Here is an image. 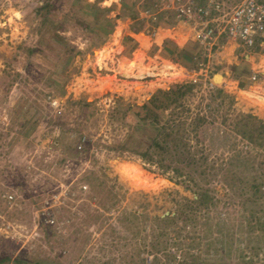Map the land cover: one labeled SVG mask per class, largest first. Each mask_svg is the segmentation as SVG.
I'll return each instance as SVG.
<instances>
[{"label":"rangeland","instance_id":"rangeland-1","mask_svg":"<svg viewBox=\"0 0 264 264\" xmlns=\"http://www.w3.org/2000/svg\"><path fill=\"white\" fill-rule=\"evenodd\" d=\"M178 10L0 0V264H264V56L204 47ZM189 84L213 124L186 189L108 147L138 129L127 105Z\"/></svg>","mask_w":264,"mask_h":264},{"label":"trees","instance_id":"trees-1","mask_svg":"<svg viewBox=\"0 0 264 264\" xmlns=\"http://www.w3.org/2000/svg\"><path fill=\"white\" fill-rule=\"evenodd\" d=\"M82 27L89 26L84 23ZM194 87V84L174 86L167 91L160 90L152 93L148 102L142 107L127 105V108H124L126 109L124 118H126V122L128 121L138 129L130 127L133 130V136L128 138V143L124 146H109L108 148H117L120 157L136 156L149 161L152 165L160 162L156 166L155 173L162 171L163 173L160 175L169 177L177 185L186 189L189 186L186 185L183 177H192L189 175L198 174L204 180L206 172L200 170L199 164L202 157L200 158L199 155L204 156L201 143L206 141V136L213 124L211 115H208L213 110L203 113L189 108L190 100L186 96L188 92L194 90ZM210 96L215 97L212 92ZM217 96L222 97L221 93H218ZM117 105L120 106L121 103L118 102ZM121 110L123 108L118 107L114 114H119ZM259 126L262 131L257 132L262 135L264 124ZM140 131L148 133L147 136L144 134L145 145L141 142L144 139H142ZM246 131L245 133H248ZM151 134L153 137L149 136ZM251 139L255 141L253 138ZM143 148V151H139ZM148 171L154 173L153 170L148 169Z\"/></svg>","mask_w":264,"mask_h":264},{"label":"built area","instance_id":"built-area-1","mask_svg":"<svg viewBox=\"0 0 264 264\" xmlns=\"http://www.w3.org/2000/svg\"><path fill=\"white\" fill-rule=\"evenodd\" d=\"M177 5L183 18L198 25L197 41L204 47L214 48L224 35L244 49L264 50V0H184L181 5L177 0Z\"/></svg>","mask_w":264,"mask_h":264},{"label":"crops","instance_id":"crops-1","mask_svg":"<svg viewBox=\"0 0 264 264\" xmlns=\"http://www.w3.org/2000/svg\"><path fill=\"white\" fill-rule=\"evenodd\" d=\"M189 23V22H188ZM182 26L184 27L185 25L184 24H182ZM198 42V41H197ZM229 42L231 43V44H234L235 46H237V47H240V48H238V49H240V51L241 50H243V54H240V56H242L243 55V57H244V59L248 62L249 60H250V62H252V63H254L255 62V59H256V62H259L260 61V59L261 58H258V57H262V56H264V55H260L259 54V50L258 49H254V50H249V49H244L240 44H239V42H234V41H232L231 39L229 40ZM199 43V42H198ZM233 45V46H234ZM236 48V47H235ZM227 50H230V49H228V47H225L220 53H218V56H217V58H215L216 60H217V62H216V64L214 65V68H215V70H220V68H221V70L223 71V70H225V68H224V66H225V63L227 62L228 63V61L226 60L227 58H225V53L227 52ZM260 55V56H259ZM257 58H258V60H257ZM100 59V58H99ZM229 59V58H228ZM101 60V59H100ZM207 61L209 62L210 60H209V58L207 57V58H205V63H207ZM104 64V63H103ZM254 65V68L253 69H255V64H253ZM251 66V65H250ZM143 72H145V71H143ZM219 72H221V71H219ZM253 72H254V74H256V73H262L263 71L262 70H260V69H255V70H253ZM228 78V77H227ZM259 78H261V77H259ZM258 78V79H259Z\"/></svg>","mask_w":264,"mask_h":264},{"label":"bare ground","instance_id":"bare-ground-1","mask_svg":"<svg viewBox=\"0 0 264 264\" xmlns=\"http://www.w3.org/2000/svg\"><path fill=\"white\" fill-rule=\"evenodd\" d=\"M232 41L236 42L235 40H232Z\"/></svg>","mask_w":264,"mask_h":264}]
</instances>
